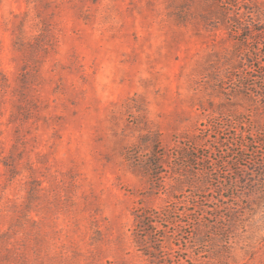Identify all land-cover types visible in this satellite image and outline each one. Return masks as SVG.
I'll return each instance as SVG.
<instances>
[{
  "label": "rangeland",
  "instance_id": "1",
  "mask_svg": "<svg viewBox=\"0 0 264 264\" xmlns=\"http://www.w3.org/2000/svg\"><path fill=\"white\" fill-rule=\"evenodd\" d=\"M0 264H264V0H0Z\"/></svg>",
  "mask_w": 264,
  "mask_h": 264
}]
</instances>
